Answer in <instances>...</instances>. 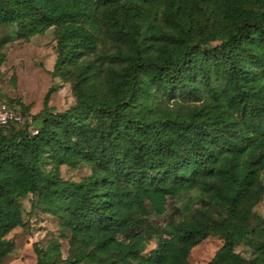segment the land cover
<instances>
[{"label": "trees", "instance_id": "obj_1", "mask_svg": "<svg viewBox=\"0 0 264 264\" xmlns=\"http://www.w3.org/2000/svg\"><path fill=\"white\" fill-rule=\"evenodd\" d=\"M12 25L21 39L55 28L51 73L74 71L76 101L0 126V264L27 195L66 219L71 248L34 246L35 264H192L210 235L222 245L207 264H264V218L249 223L264 192V0H0V35ZM82 163L88 175L61 178ZM192 191L197 207L149 220Z\"/></svg>", "mask_w": 264, "mask_h": 264}, {"label": "rangeland", "instance_id": "obj_2", "mask_svg": "<svg viewBox=\"0 0 264 264\" xmlns=\"http://www.w3.org/2000/svg\"><path fill=\"white\" fill-rule=\"evenodd\" d=\"M15 34L16 27L12 25L3 28L0 35V38L7 39L0 44V52L5 55L0 66V93L19 103L18 105L26 110V114L35 116L37 121L45 111L63 112L73 106L76 101L72 88L74 71L70 69L64 76H52L51 73L57 57L55 28L49 27L44 32L27 39H21ZM101 48L111 49L112 46L103 42ZM50 88L51 92L45 104L44 99ZM33 125H36V122ZM7 132L8 130L5 129L4 133ZM44 167L51 168L50 164ZM59 173L64 180L78 181L90 173V168L83 163L75 169L62 165ZM261 181L264 186V172ZM20 201L23 221L26 224L13 229L6 236V239L13 244V249L1 264H35L34 246L45 247L56 238L60 240L63 256L66 257L71 249L67 238L62 236L69 234L64 228L66 219H60L39 209L31 210V195L20 198ZM186 202L193 207L199 205L196 191L169 199L166 212L161 216L151 214L149 220L153 224L163 226L173 213V207L181 208ZM180 215L181 213L175 214V217L179 218ZM255 216L264 218V192L260 201L251 209L249 223L252 226L255 224ZM155 245L154 238L147 245L145 254H148ZM221 245L222 239L219 236L210 235L192 247L188 260L192 264H207ZM236 251L241 256L249 257L252 249L242 243L236 246Z\"/></svg>", "mask_w": 264, "mask_h": 264}, {"label": "built area", "instance_id": "obj_3", "mask_svg": "<svg viewBox=\"0 0 264 264\" xmlns=\"http://www.w3.org/2000/svg\"><path fill=\"white\" fill-rule=\"evenodd\" d=\"M32 121L31 115L24 114L17 103L0 93V126L19 125L24 122L32 123ZM29 130L32 133L37 132V128L33 124L30 125Z\"/></svg>", "mask_w": 264, "mask_h": 264}]
</instances>
